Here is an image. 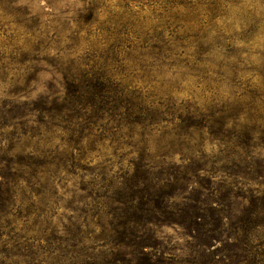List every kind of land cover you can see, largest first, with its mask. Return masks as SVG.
Here are the masks:
<instances>
[{
  "label": "trees",
  "instance_id": "trees-1",
  "mask_svg": "<svg viewBox=\"0 0 264 264\" xmlns=\"http://www.w3.org/2000/svg\"><path fill=\"white\" fill-rule=\"evenodd\" d=\"M71 1L0 0V264H264V0Z\"/></svg>",
  "mask_w": 264,
  "mask_h": 264
},
{
  "label": "rangeland",
  "instance_id": "rangeland-1",
  "mask_svg": "<svg viewBox=\"0 0 264 264\" xmlns=\"http://www.w3.org/2000/svg\"><path fill=\"white\" fill-rule=\"evenodd\" d=\"M19 3L27 8L29 12L41 19H45L47 14L50 13L49 8L54 13H59L65 5L72 6L71 9L78 5V2H72L71 0H18ZM74 4V5H73ZM255 63H258L257 60H254ZM54 85V88L58 91L61 90L60 78L55 73H43L39 77L38 84L35 87V90L31 93V97H36L41 94L47 93L46 85ZM157 236L163 240L169 247L172 249H182L185 241L181 237V232L178 229H173L170 227H162L157 230Z\"/></svg>",
  "mask_w": 264,
  "mask_h": 264
}]
</instances>
